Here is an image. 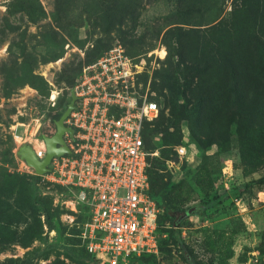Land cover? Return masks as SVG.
<instances>
[{"label": "rangeland", "instance_id": "374dc122", "mask_svg": "<svg viewBox=\"0 0 264 264\" xmlns=\"http://www.w3.org/2000/svg\"><path fill=\"white\" fill-rule=\"evenodd\" d=\"M118 46L159 108L152 189L181 215L133 264H264V184L231 193L264 177V0H0V264H96L86 206L19 151L54 134L82 69Z\"/></svg>", "mask_w": 264, "mask_h": 264}, {"label": "built area", "instance_id": "2783aa9c", "mask_svg": "<svg viewBox=\"0 0 264 264\" xmlns=\"http://www.w3.org/2000/svg\"><path fill=\"white\" fill-rule=\"evenodd\" d=\"M136 68L118 46L82 69L72 89L74 110L64 122L73 129L72 139L64 136L69 152L53 157L39 175L74 190L86 206L82 243L96 264H128L159 250L161 210L148 180V158L157 153L145 141L159 108L148 84L137 85ZM32 150L43 159L44 142ZM187 151L176 146L177 159Z\"/></svg>", "mask_w": 264, "mask_h": 264}, {"label": "trees", "instance_id": "16d2710c", "mask_svg": "<svg viewBox=\"0 0 264 264\" xmlns=\"http://www.w3.org/2000/svg\"><path fill=\"white\" fill-rule=\"evenodd\" d=\"M160 77H161V79H160V84L158 85V88H159L158 90L162 91V89H164V88L171 89V95L169 94L168 97H166L164 95L165 104H166L167 108L169 109L168 118L165 119V122L167 123V125L168 124L170 125L169 127H171V125L173 126V124L177 122L178 109L175 106L176 101H175V99L172 96L173 88H171L172 85L170 86V83H169V79L170 78H169V76H167V74H164L163 76H160ZM156 85L157 84H155V86ZM63 112L59 115V118L63 114ZM148 131H149V126H147L146 129H145V132H146L145 141H146L147 147H148V142H147ZM148 149H149V147H148ZM149 151H150V149H149ZM152 158H154V157H152ZM152 158L151 157L148 158V163H149L148 180H149L150 189H151L150 192L153 195L154 199L156 200V202H157V204H158V206H159V208L161 210V213L159 214V218H158V233H157L158 234V238H159L158 239V247H160V242L162 240V236L164 235V233H163L164 232L163 231L164 228H163V225L161 224L162 216H164V215L167 216V218H169V220H170L171 226H174L173 224H177L179 216H181V215L180 214L176 215L177 213L172 212L170 209H168V207L165 206V204H164V194H165V192L164 191L154 192V190L152 189V184L151 183L153 182V178H154V175H155L154 173L156 172L155 171L156 167L161 165L159 160L152 159ZM35 178H36V180L39 179V177H35ZM259 184H262V185L264 184V177H262V178H260V179H258L256 181H252L250 183H247L246 185H243L241 187H235V188H233L231 190V193L233 195H235L236 198H240V196L242 195V193H243V191L245 189H247L251 185H259ZM83 249L85 250L84 246H83ZM85 252H86V250H85ZM86 254L92 259V257L87 252H86ZM150 256H152V255H150ZM142 257H148V256H142ZM142 257L132 259V260L129 261L128 264H133V262L135 260L138 261ZM92 261H94V260L92 259ZM185 262L187 264H196L193 260H191L190 257H187Z\"/></svg>", "mask_w": 264, "mask_h": 264}, {"label": "water", "instance_id": "95a60500", "mask_svg": "<svg viewBox=\"0 0 264 264\" xmlns=\"http://www.w3.org/2000/svg\"><path fill=\"white\" fill-rule=\"evenodd\" d=\"M76 101V96L73 91L70 93V102L67 104L65 111L60 116V118L54 122L55 132L52 136L43 137L45 144L46 153L43 159H38L34 151L30 146L24 145L20 151L19 155L24 163L32 168L36 175H44L47 173V165L50 163L53 157L62 156L69 152L67 148L64 136L67 133L69 138H73V129L65 126L64 122L69 116L70 112L74 110V103ZM178 160V159H177Z\"/></svg>", "mask_w": 264, "mask_h": 264}, {"label": "bare ground", "instance_id": "6f19581e", "mask_svg": "<svg viewBox=\"0 0 264 264\" xmlns=\"http://www.w3.org/2000/svg\"><path fill=\"white\" fill-rule=\"evenodd\" d=\"M161 55H162V57L165 55V52L164 51H162L161 52ZM53 99H54V96H53ZM15 139L18 141V139H22V137L21 136H18V135H16L15 136Z\"/></svg>", "mask_w": 264, "mask_h": 264}]
</instances>
